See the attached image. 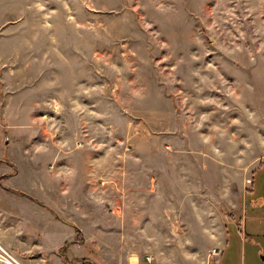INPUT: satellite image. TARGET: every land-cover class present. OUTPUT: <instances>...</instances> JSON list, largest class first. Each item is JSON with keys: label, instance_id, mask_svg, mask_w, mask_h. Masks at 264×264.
<instances>
[{"label": "rangeland", "instance_id": "obj_1", "mask_svg": "<svg viewBox=\"0 0 264 264\" xmlns=\"http://www.w3.org/2000/svg\"><path fill=\"white\" fill-rule=\"evenodd\" d=\"M2 6L14 11L9 30L17 37L0 44V56L12 55L14 64L7 74L0 66V124L12 118L9 130L0 129V206L51 237L54 228L17 199L54 214L61 181L74 195L68 217L57 218L79 223L71 224L84 239L74 264H148L119 237L122 198L156 200L165 212L179 201H170L173 188L162 191L159 180L175 175L182 190L215 201L213 185L193 177L198 162L220 184L248 181L239 190L254 199L255 210L228 227L222 264H264V0H0ZM25 7L27 16L17 20ZM76 168L91 174L75 176ZM230 206L219 209L233 219ZM196 243L187 245L193 251ZM168 245L156 244L162 252L155 264L176 263L170 256L179 244ZM33 257L30 264H46Z\"/></svg>", "mask_w": 264, "mask_h": 264}, {"label": "crops", "instance_id": "obj_2", "mask_svg": "<svg viewBox=\"0 0 264 264\" xmlns=\"http://www.w3.org/2000/svg\"><path fill=\"white\" fill-rule=\"evenodd\" d=\"M12 13H14V11L10 6L0 7V20H4V22L0 23V44L13 43L15 39L14 37H17L16 30H9V28L13 25L11 21ZM27 13L28 7H25L21 11V15H18L17 20L20 21L24 19L27 16ZM19 21L16 22L18 24H16L17 26L15 27L20 29L22 33L23 27L25 26L23 23H19ZM9 56H11V58H4L5 56L3 55L0 56V66L5 69L4 73L6 74L8 72H12L11 66L14 65L12 55ZM3 81H6L5 77ZM4 91L6 96L11 95V87H8L7 84H4ZM11 97L12 96H10V98ZM11 120L12 118L8 119V117H4L3 122L6 127L4 128V126L0 124L2 132H4L5 129L9 130L11 126L9 123ZM262 159H264V155L260 158V160ZM143 160L144 159H139V161ZM2 170L3 169L0 168V171ZM75 171L76 172L71 173L85 179H87V174H91L81 172L77 170V168ZM209 171L210 170H204V168H202L197 162V168L196 171H193V177L196 176V179L200 181L201 184L204 182H210L213 185V189H215L216 192V195L213 194L215 201L210 195H205L204 193H201V191L198 193H190L187 189L182 190V185L180 183H176L179 177H175V175L174 177L172 175L168 179H165V176L161 180L158 179L161 181L159 183L162 186V191L166 188H173L170 201L173 202V199L179 201L178 203L173 202L170 204L171 208L166 209L165 212L162 211L165 208L162 209L161 204H157L156 200H154L153 203L149 202L148 204L141 205L137 203L138 198L135 195H132L133 197H136L135 201H132L134 199H129L127 197L122 198L125 202V205H123L125 207L124 209L122 208L124 213L122 214L121 220V222H123L121 227L124 231L118 234L119 237L122 238L123 243H131L133 247L132 251L135 250L134 247H138L139 250L136 252H139V254H145V256H147V261L149 262L148 264H155L154 262L157 258L156 254L162 252V248H157L156 244H166V242H168L169 245L165 246V248L168 249L174 248V246L170 245L172 243L179 244V249L176 251L177 253L175 256H170V259H172V257H177L175 264H222L221 256L223 255L228 239V227L231 224L237 223L239 220H243L241 218L243 215L245 216L248 212L255 210L254 208L252 209L251 205L253 204L252 202H254V199L250 196L248 198L247 195L243 194L239 190V187L243 190L247 185L249 186L248 181L243 183L242 181L239 182L236 179H228L224 183L221 182L220 184L217 176H212ZM2 173L9 175V173ZM20 174L21 173H19L18 176L11 174L12 176L5 181L11 178L19 177ZM57 174L58 175L56 177H62L61 171ZM189 175H191L190 171L187 170L184 178L188 179ZM119 176L122 178V181H125L127 179V172L122 173L121 170H119ZM129 179L130 178L127 179L128 184ZM5 181L2 183L3 185ZM176 185L180 187L179 191ZM218 185H220V188ZM139 187V184L135 187V194L140 195L139 191H137ZM5 188L7 193L10 192L16 195L17 198L19 197L15 188L8 187L7 185ZM53 191L58 196L57 199H55L54 204L49 203L51 205L49 206L54 214L49 210L43 209L36 203L27 202L23 198L17 199L23 202L21 204L27 210L32 211L33 214L37 216L36 219L43 218L46 224L54 228L55 232L51 237L44 232V226H41L42 232H40V226L39 228H36V226L34 227L32 224L31 226H26L24 223H21L20 216L14 213L12 206H0V247H2L12 259H15L20 264H30L29 260H31L32 256H34L33 258L35 259L41 258L43 261H46V264H67L66 261L59 255L60 251L65 247L68 249L67 252L70 256L74 258L83 255V252L79 250L80 246L76 245L78 236L76 234V230L73 228V224L71 223H74V226L76 224L77 227H80V224L71 218L68 221L70 223H67L66 219V221H62L57 218V216L62 217V219L68 217L67 211L72 208L73 203V198H71V195H74L73 190L64 187L60 181L59 187L53 189ZM151 191L155 190L152 189ZM24 192L31 194L29 191ZM157 193L158 190L155 191L154 195H149L153 197L156 196ZM174 195L176 196L173 197ZM261 199H264V196H261ZM247 200L250 205L246 202ZM217 202L219 204L227 203L228 205H231L230 207L234 211V217H232L233 219H230L227 214L222 215L220 213L219 204H217ZM121 204V199H119L118 206ZM158 210L159 213L157 214ZM85 213H90L91 215H89L88 219H93L94 215L91 209H85L84 214ZM177 218L180 220L175 222V219ZM128 223H131V228L128 227ZM177 224L181 228H179V230H174L173 233L171 232L166 234L165 230L162 231V233L156 232L157 226H163L165 229L169 226L172 229ZM100 225V221L96 220L94 227H96V231L98 232H102V230L99 229ZM141 227H143L144 230L141 229ZM201 240L203 242H207L204 247L200 246L198 243L202 242ZM50 241L53 242V245H49ZM196 241L198 249L193 251L190 250L187 244H195ZM211 244L218 245V249L220 250L219 252L222 254L221 256H217L216 258L212 256L214 250L209 251ZM40 245L42 246L40 247ZM183 247L185 251H183ZM123 249L125 252L124 257L127 258L130 253L125 245ZM124 257L123 260L125 259ZM137 259L140 261L141 258L139 255L137 256Z\"/></svg>", "mask_w": 264, "mask_h": 264}, {"label": "trees", "instance_id": "obj_3", "mask_svg": "<svg viewBox=\"0 0 264 264\" xmlns=\"http://www.w3.org/2000/svg\"><path fill=\"white\" fill-rule=\"evenodd\" d=\"M74 228L78 232V239H77L78 243L83 244L84 243V239H83L82 232L80 230H78L76 227H74ZM59 255H60L61 258H63L66 261L67 264H74L73 260H75V259L70 256V254L67 252V248L66 247L60 251ZM81 264H89V263L83 262Z\"/></svg>", "mask_w": 264, "mask_h": 264}, {"label": "built area", "instance_id": "obj_4", "mask_svg": "<svg viewBox=\"0 0 264 264\" xmlns=\"http://www.w3.org/2000/svg\"><path fill=\"white\" fill-rule=\"evenodd\" d=\"M212 256L214 257L220 256V252H218L217 250H214L212 253ZM10 260H12L10 255L2 247H0V263L12 264L10 263Z\"/></svg>", "mask_w": 264, "mask_h": 264}, {"label": "bare ground", "instance_id": "obj_5", "mask_svg": "<svg viewBox=\"0 0 264 264\" xmlns=\"http://www.w3.org/2000/svg\"><path fill=\"white\" fill-rule=\"evenodd\" d=\"M10 263H12V264H19L17 261H15V259L10 260Z\"/></svg>", "mask_w": 264, "mask_h": 264}, {"label": "water", "instance_id": "obj_6", "mask_svg": "<svg viewBox=\"0 0 264 264\" xmlns=\"http://www.w3.org/2000/svg\"><path fill=\"white\" fill-rule=\"evenodd\" d=\"M7 143H8V141H7Z\"/></svg>", "mask_w": 264, "mask_h": 264}]
</instances>
